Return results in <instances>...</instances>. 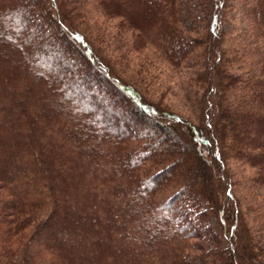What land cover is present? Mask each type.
<instances>
[{
  "label": "trees",
  "instance_id": "trees-1",
  "mask_svg": "<svg viewBox=\"0 0 264 264\" xmlns=\"http://www.w3.org/2000/svg\"><path fill=\"white\" fill-rule=\"evenodd\" d=\"M232 161L264 187V0H0V264H264Z\"/></svg>",
  "mask_w": 264,
  "mask_h": 264
},
{
  "label": "rangeland",
  "instance_id": "rangeland-1",
  "mask_svg": "<svg viewBox=\"0 0 264 264\" xmlns=\"http://www.w3.org/2000/svg\"><path fill=\"white\" fill-rule=\"evenodd\" d=\"M237 2V0H235ZM188 10V4L185 3L182 5L181 14L182 18L184 20V23L189 25L190 20L187 18V12ZM229 16V19L226 23V28L231 29L229 36H231V40L235 39V36L237 34H241L239 32L237 26L239 22L238 16V6H234V10L231 11ZM13 17H10L12 19ZM101 25L104 28V31L108 36L111 35L112 30V23L113 21H107L106 23H102L100 21ZM187 25V26H188ZM103 31V30H102ZM43 42V41H42ZM54 44V41H49L48 44ZM45 43L37 44L39 45V48H42ZM242 41H238V45H241ZM48 46V45H47ZM40 55V54H39ZM139 56L138 54H135ZM144 55H148L150 57H153V52L149 51L148 53H145ZM36 56H38V53H36ZM141 54L139 57H142ZM138 57V58H139ZM189 62L182 67L180 70H172L170 67L164 66V72H165V85L168 86L170 89L169 96L167 100L173 104L174 107H176L179 110L186 111V112H192L195 105V96L196 91L194 86L191 83L190 76H192L193 73V66ZM53 71L56 69V66L54 65ZM251 137L250 135L248 138ZM231 170L234 172L235 178L237 179V187L236 191L238 195L241 197V200L243 202V205L245 206L246 211L249 213L250 220L255 224L256 230V236L258 240L261 243H264V187L255 184L251 182L248 179L249 174L251 173V169L246 166H242L237 162L232 161L231 162ZM49 231H52L50 228ZM54 231V230H53Z\"/></svg>",
  "mask_w": 264,
  "mask_h": 264
}]
</instances>
